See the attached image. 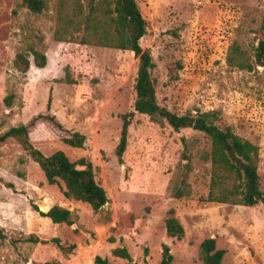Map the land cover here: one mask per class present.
I'll return each instance as SVG.
<instances>
[{
	"label": "rangeland",
	"instance_id": "obj_1",
	"mask_svg": "<svg viewBox=\"0 0 264 264\" xmlns=\"http://www.w3.org/2000/svg\"><path fill=\"white\" fill-rule=\"evenodd\" d=\"M18 2L0 0V135L25 124L33 145L45 155L63 151L72 161H91L107 191L109 212L95 213L87 203L67 200L63 184L50 185L19 144L0 145V228L5 236L0 239V264H95L96 256L111 264H159L164 245L171 249L173 264H203L199 247L208 238L226 251L223 264H264V205L199 200L208 195L210 182V165L195 155L207 146L203 134L176 132L136 113L119 162L122 116L134 112L136 100L135 54L58 42L54 3L43 15L20 9L16 16ZM139 6L147 22L141 46L150 50L155 63L152 78L159 103L179 115L221 112L225 125L259 147L264 189V67L250 72L228 62L234 46L254 62V49L264 40V0H139ZM31 38L48 63L39 69L30 57V71L22 74L13 61ZM67 67L76 84L64 81ZM12 92L22 106L17 102L7 116L4 99ZM74 132L86 136L83 148L63 142ZM183 138L195 155L188 178L192 195L176 199L169 187L188 163L182 157ZM31 203L42 212L63 206L78 220L71 227L53 224ZM171 210L185 228L182 239L167 234ZM30 234L42 240L59 237L77 248L65 256L52 243L24 241ZM119 247L129 251L132 261L112 255Z\"/></svg>",
	"mask_w": 264,
	"mask_h": 264
},
{
	"label": "trees",
	"instance_id": "obj_2",
	"mask_svg": "<svg viewBox=\"0 0 264 264\" xmlns=\"http://www.w3.org/2000/svg\"><path fill=\"white\" fill-rule=\"evenodd\" d=\"M50 3L55 5L56 29L54 38L61 43H74L83 46H97L102 48L129 51L138 59L137 78L134 86L136 100L134 112L122 116V131L120 142L116 148V155L120 163L128 146L130 126L136 113L149 116L158 124H168L174 131L192 129L201 133L207 139V146L199 148L196 156L204 163L210 165V182L207 196H201V203H219L240 205L254 208L264 205V189L261 176L258 172L260 160L259 147L236 134L231 126L225 125L219 111L196 112L190 111L179 115L170 111L159 103L156 83L152 78V70L155 68L153 57L148 49L141 46L142 38L147 34V22L143 17L139 6V0H19L14 14L17 16L20 9H26L32 15H43L50 9ZM33 36V35H32ZM36 38L35 36H33ZM23 49L17 52L13 66L22 74H27L31 68L30 57H33L34 65L39 69L47 66L48 58L44 50L36 47L34 39L23 43ZM233 55L228 62L242 69L253 71L255 67H264V40L259 41L254 49L253 61L246 53L234 46ZM67 84H76L66 68ZM22 106V100L15 92L9 94L4 103L10 110L7 116H11L15 107ZM35 118L32 125L40 119ZM52 123L59 129L62 125L51 118ZM63 142L72 148H83L86 136L80 132H74L63 137ZM15 141L23 151L39 165L50 185L63 184L62 192L67 200L87 203L95 213L106 212L104 207L109 203L105 188L97 181L95 170L91 161L81 158L72 161L63 151H57L51 155H45L37 149L30 138L29 127L20 124L6 130L0 135V145ZM184 144L183 170L171 180L169 191L173 198L183 199L192 195V188L188 183L191 161L195 157L190 150L191 143L183 138ZM194 149V147H192ZM24 178L23 173L18 174ZM32 209L42 217L51 220L53 224H66L73 226L78 220V215L68 208L54 205L47 212H42L39 207L31 203ZM166 221L168 236L182 239L185 236V228L181 222L173 216ZM3 230L0 228V239H3ZM24 241L33 244L52 243L63 255L74 253L76 245L69 241L54 237L50 240H42L30 234ZM112 255L121 259L132 261L129 251L125 247L112 250ZM226 251L219 249L216 239L208 238L201 242L199 258L203 264H223ZM174 257L169 246L164 245L162 259L159 264H173ZM95 264H111L108 258L96 256Z\"/></svg>",
	"mask_w": 264,
	"mask_h": 264
},
{
	"label": "water",
	"instance_id": "obj_3",
	"mask_svg": "<svg viewBox=\"0 0 264 264\" xmlns=\"http://www.w3.org/2000/svg\"><path fill=\"white\" fill-rule=\"evenodd\" d=\"M107 206H108V205L106 204L104 207L107 208Z\"/></svg>",
	"mask_w": 264,
	"mask_h": 264
},
{
	"label": "crops",
	"instance_id": "obj_4",
	"mask_svg": "<svg viewBox=\"0 0 264 264\" xmlns=\"http://www.w3.org/2000/svg\"><path fill=\"white\" fill-rule=\"evenodd\" d=\"M53 206H54V205H52L51 207H53ZM51 207H50V208H51ZM50 208H49V209H50Z\"/></svg>",
	"mask_w": 264,
	"mask_h": 264
}]
</instances>
